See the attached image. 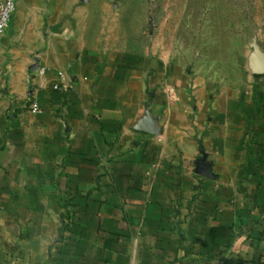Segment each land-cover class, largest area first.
Listing matches in <instances>:
<instances>
[{"label": "crops", "instance_id": "0c3cea01", "mask_svg": "<svg viewBox=\"0 0 264 264\" xmlns=\"http://www.w3.org/2000/svg\"><path fill=\"white\" fill-rule=\"evenodd\" d=\"M103 3L17 0L0 40V264H264V110L214 131Z\"/></svg>", "mask_w": 264, "mask_h": 264}, {"label": "rangeland", "instance_id": "374dc122", "mask_svg": "<svg viewBox=\"0 0 264 264\" xmlns=\"http://www.w3.org/2000/svg\"><path fill=\"white\" fill-rule=\"evenodd\" d=\"M105 1L111 46L149 52L165 90L193 97L214 131L227 122L233 143L250 142L264 110V74L252 71L257 56L264 60V0Z\"/></svg>", "mask_w": 264, "mask_h": 264}, {"label": "built area", "instance_id": "2783aa9c", "mask_svg": "<svg viewBox=\"0 0 264 264\" xmlns=\"http://www.w3.org/2000/svg\"><path fill=\"white\" fill-rule=\"evenodd\" d=\"M17 0H3L0 2V40L5 34L6 29L13 20L14 14L16 12ZM40 72H43V69H39ZM60 82L54 85V89H62L63 91L67 90V86L63 85L64 73H59ZM30 110L37 112L40 110L38 103L35 100H32L30 104Z\"/></svg>", "mask_w": 264, "mask_h": 264}, {"label": "water", "instance_id": "95a60500", "mask_svg": "<svg viewBox=\"0 0 264 264\" xmlns=\"http://www.w3.org/2000/svg\"><path fill=\"white\" fill-rule=\"evenodd\" d=\"M252 71L256 75L264 74V60L261 56H257L254 59V63L252 65Z\"/></svg>", "mask_w": 264, "mask_h": 264}]
</instances>
